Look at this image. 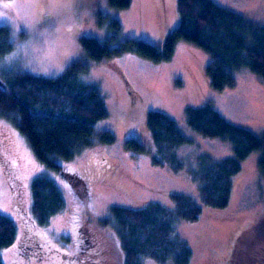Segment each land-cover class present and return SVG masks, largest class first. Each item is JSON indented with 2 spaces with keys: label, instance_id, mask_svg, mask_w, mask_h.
Returning <instances> with one entry per match:
<instances>
[{
  "label": "rangeland",
  "instance_id": "1",
  "mask_svg": "<svg viewBox=\"0 0 264 264\" xmlns=\"http://www.w3.org/2000/svg\"><path fill=\"white\" fill-rule=\"evenodd\" d=\"M214 1L264 25V0ZM0 12V27L9 29L14 46L0 57V79L20 70L57 77L81 63L110 110L109 118L96 126L94 146L63 161L62 173L48 170L18 128L0 119V212L18 228L16 242L1 252L5 264H123L119 237L99 227L113 205L168 203L171 191L199 201L193 173L205 159L217 162L234 151L226 140L195 133L187 124L188 107L210 103L229 121L264 135V80L248 68L233 69L235 86L214 90L205 73L212 58L194 43L178 41L173 56L162 61L131 51L102 61L86 55V37L111 46L137 39L164 48L180 24L178 0H131L127 8L114 7L110 0H0ZM152 110L173 117L191 139L177 149L184 166L178 174L152 163L154 141L146 123ZM105 131L114 134L113 143L101 141ZM130 139L148 151L128 148ZM262 157L257 150L242 162L227 208L204 207L201 220L177 224L176 238L193 249L191 264H232L238 237L264 216ZM43 175L55 181L65 199V208L47 225L32 213V182ZM143 264L158 263L146 259ZM166 264L176 262L171 257Z\"/></svg>",
  "mask_w": 264,
  "mask_h": 264
},
{
  "label": "trees",
  "instance_id": "2",
  "mask_svg": "<svg viewBox=\"0 0 264 264\" xmlns=\"http://www.w3.org/2000/svg\"><path fill=\"white\" fill-rule=\"evenodd\" d=\"M110 3L127 8L131 0H110ZM178 11L179 27L168 36L164 48L137 39L111 46L108 41L86 37L85 53L95 61L126 51L162 61L173 56L178 41L185 40L210 54L212 59L205 73L214 90L235 86L233 69L248 68L264 80V25L254 24L237 10L214 0H178ZM113 24L120 28L117 21ZM13 48L9 29L0 27V57ZM0 80V119L18 128L37 160L57 173L64 171L63 161H70L82 149L94 146L97 124L110 116L100 86L86 78L81 63L73 64L57 77L20 70ZM186 120L198 135L230 142L234 156L213 163L205 159L201 169L193 173L191 179L198 183L199 201L171 191L168 203L148 202L140 207L113 205L110 216L100 220L99 227L119 237L123 264H143L146 259L166 264L171 257L176 264H191L193 249L188 242L176 238L177 224L201 220L204 207L227 208L235 179L243 170L242 162L257 150L263 151L260 168L264 177V135L229 121L210 103L188 107ZM146 123L154 141L152 163L180 173L184 166L177 149L191 139L165 112L149 111ZM101 141L113 143L115 136L105 131ZM126 144L138 153L148 151L137 139ZM32 199V213L40 225H47L65 208L60 187L45 175L33 180ZM17 237L15 220L0 212V264H5L1 252L11 247ZM232 264H264V216L238 237Z\"/></svg>",
  "mask_w": 264,
  "mask_h": 264
},
{
  "label": "snow or ice",
  "instance_id": "3",
  "mask_svg": "<svg viewBox=\"0 0 264 264\" xmlns=\"http://www.w3.org/2000/svg\"><path fill=\"white\" fill-rule=\"evenodd\" d=\"M4 18V13L0 12V19ZM14 35V34H13ZM15 56V54H13V57ZM13 57H7L6 59H12ZM70 66V65H69Z\"/></svg>",
  "mask_w": 264,
  "mask_h": 264
}]
</instances>
